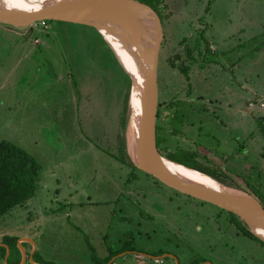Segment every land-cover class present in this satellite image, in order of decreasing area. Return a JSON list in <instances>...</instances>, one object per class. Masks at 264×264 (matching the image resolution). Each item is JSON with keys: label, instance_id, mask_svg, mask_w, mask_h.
Instances as JSON below:
<instances>
[{"label": "rangeland", "instance_id": "374dc122", "mask_svg": "<svg viewBox=\"0 0 264 264\" xmlns=\"http://www.w3.org/2000/svg\"><path fill=\"white\" fill-rule=\"evenodd\" d=\"M169 3L172 15L163 24L166 48L162 58L168 45L182 36H189L187 40L192 42L191 38L200 41L199 35H203L213 43L209 44L211 50L235 48L239 82L230 81L235 90L227 99L216 82L205 99L211 100L209 109L218 96L223 104L230 101L236 106L238 101L242 138L238 143L233 124L232 129L230 125L225 129L213 122L214 115L223 117L218 108L214 112L208 109L205 116L190 112L174 121L178 125L191 121L190 134L186 132L189 142L199 146L200 153L230 155L226 174L238 181L234 185L261 195L264 0ZM88 26L53 20L28 30L0 23V141L21 146L40 165L34 195L0 216V264L21 261L19 244L35 263L95 264V257L104 256L107 247L117 250L125 242L147 254L169 251L179 264L197 260L264 264V246L237 230L226 213L218 215V207L190 204L186 196L150 177L138 174L141 180H132L131 168L105 151L114 145L120 128L127 85L124 73H129L109 44ZM129 56L137 65L134 52ZM220 75L218 70V78ZM127 110L126 126L130 102ZM186 216L191 222H183ZM12 238H28L33 244L20 239L13 245L8 241ZM164 258L153 260L127 252L112 264L175 263L169 256ZM24 264L32 263L27 257Z\"/></svg>", "mask_w": 264, "mask_h": 264}, {"label": "water", "instance_id": "95a60500", "mask_svg": "<svg viewBox=\"0 0 264 264\" xmlns=\"http://www.w3.org/2000/svg\"><path fill=\"white\" fill-rule=\"evenodd\" d=\"M43 19L92 26L104 40L102 31L114 35L111 23L126 21L132 26L140 41V55L134 53L138 68L136 76L126 70L132 80L130 95L134 92V101L126 126V149L130 161L139 170L152 175L173 190L233 212L252 234L264 241V207L259 199L248 191L225 185L217 180L215 181L221 188H212L187 180L171 168L169 162L174 161L164 157L156 146L158 57L164 36L162 22L157 12L140 0H55L38 4L36 7L26 6L14 0H0L1 24L33 30V24ZM5 246L9 252V247ZM19 246L22 249V258L18 264H24L27 257L32 264H39L35 263L32 254H26L21 244ZM145 255L156 259L169 256L174 259L175 264H179L171 253L160 256ZM115 257H111L107 264H111ZM200 264L212 262L205 261Z\"/></svg>", "mask_w": 264, "mask_h": 264}, {"label": "trees", "instance_id": "16d2710c", "mask_svg": "<svg viewBox=\"0 0 264 264\" xmlns=\"http://www.w3.org/2000/svg\"><path fill=\"white\" fill-rule=\"evenodd\" d=\"M144 2L145 4L149 5L151 8H153L159 17L162 18L164 21L165 18L167 19L172 15V10L170 9V3L169 0H140ZM49 21L46 19V24ZM60 22V21H59ZM65 22V21H63ZM66 23V22H65ZM68 23V22H67ZM71 23V22H69ZM76 24V23H74ZM87 26V25H85ZM94 29L97 34L102 38V40L107 44V42L103 39L102 35L92 26H88ZM189 37V36H188ZM187 36L180 37V42L185 47V57L189 58L188 55H191L192 49H194L193 43L195 40L191 38L192 42L190 44V41H188ZM201 40L195 41V59L197 61H200L201 65L204 62H217L218 59L221 58V56L224 54L222 52H218L215 50H211L209 40L206 39L203 35H199ZM198 39V37H195ZM232 51H235V48H232ZM219 54L220 56H217ZM179 56H177V59L173 60L172 58H168V62L171 66H176V61H178ZM188 60V59H186ZM180 67V71L183 73L186 80H189V65L183 63ZM124 72V71H123ZM125 77L127 79V85L126 89L123 94V108L120 111L119 121H120V128L118 131H116L115 134V143L112 147L107 148V150L116 160L119 162L126 164L131 168V178L132 180L140 179L139 176L143 175L144 177H150L151 179H154L155 182L160 183L155 177L148 173H144L143 171L139 170L137 167L133 165V163L130 161L129 156L127 154L126 149V138H125V129H126V122H127V113H128V105H129V97H130V88H131V78L130 76L125 72ZM126 84V83H125ZM172 92V91H171ZM188 96H191V92L187 93ZM172 93V96H177ZM176 98V97H175ZM171 100V99H170ZM186 102V99H184ZM174 101H170L168 103V113H167V121H173L176 116H172L174 109H172ZM188 107V106H187ZM180 116H183L180 114ZM258 120H261L259 117ZM166 143L164 146L160 147V136L156 137V146L158 150L161 152V154L168 158L169 160H172L174 162H177L179 164H182L186 167L192 168L194 170H197L199 172H202L206 174L207 176L217 180L220 183H223L228 186H232L234 188H238L244 191H248L252 195H254L261 203H263L264 207V193H261V195L257 193L256 190H248V187H241L240 185H234L238 181H232L231 178L225 173L218 171L216 167H211L205 163H203L201 160H199L196 156L197 153L190 154L185 149H175L172 147L173 141L171 140V135L166 136L165 138ZM112 149V151H110ZM40 165L39 163L31 156V154L22 148L21 146L14 144L7 140H1L0 141V216L4 215L5 213L12 210L14 207L23 205L25 202L31 198L36 189V180L37 176L39 174ZM138 174H140L138 176ZM173 190V189H172ZM255 191V192H254ZM176 194H182L176 190H173ZM257 193V194H256ZM184 195V194H183ZM187 197V199L194 201V204H197L198 206L204 205L205 201H201L198 199H195L193 197H190L188 195H184ZM218 207V206H216ZM219 214L222 212L226 213L230 221L234 224V226L237 228V230L241 231L245 235L255 239L257 242H259L262 246H264V241L260 240L258 237H256L254 234H252L247 226L244 224L242 220L238 218L237 215H235L233 212L227 211L225 209H222L218 207ZM17 238H12L9 241V243L15 245ZM9 243H7L9 245ZM134 249V247L131 248L127 242L123 243L120 249H112L111 247L106 248V254L102 257H95L93 260L95 264H107L108 261L112 256L117 255L120 252ZM165 251H158V254H161ZM5 253V248H3V254ZM156 254V253H155ZM157 254V255H158ZM169 259V258H164ZM20 261V258H17L16 262L10 263V264H18ZM37 262L43 263L42 261L36 260ZM203 260H197L196 262L189 263V264H197L198 262H202Z\"/></svg>", "mask_w": 264, "mask_h": 264}, {"label": "flooded vegetation", "instance_id": "af4514ba", "mask_svg": "<svg viewBox=\"0 0 264 264\" xmlns=\"http://www.w3.org/2000/svg\"><path fill=\"white\" fill-rule=\"evenodd\" d=\"M160 19L163 26L164 21L162 20L161 17ZM163 35L165 36L164 29H163ZM164 36L159 49L158 71H157L158 106H157V116H156V137L160 136V147L165 145L166 136L171 135V140L173 141L172 144L173 148L185 149L190 154L197 153L195 157H197L203 163L214 168L216 167L218 171L228 173V171L230 170H229V166L228 167L226 166L227 165L226 162H228L230 155L223 154L219 156L208 150L206 152L203 151L200 153L198 149L199 146L197 147L196 145L194 146L193 144H191L189 142V139L186 137V132L188 131L189 133V128L193 127L194 124L191 121L185 120V121H181L180 124L178 125L177 121L174 120H176L180 116V114H182L185 117L190 112L196 113L197 115L205 116V114L209 110L210 111L212 110V112H214L215 108H218L219 112L222 114L223 117L222 119H220L214 115L215 121L213 122L215 124L221 125L225 129L229 127L228 125H230L231 128V125L233 124L238 130L237 137L239 138L238 140L239 143V141L242 138L241 129L243 127V121H240L239 119L240 116H239V109L237 104L238 101L236 102V106H234L230 101H228L226 104H223L222 100L218 96L215 98V102L212 104V109H209L207 108V103L209 101L211 102V100L208 99L207 101L205 99L206 97L205 94L208 91L212 92L213 90H215L214 86H216V82H218L219 85V88L217 85V90L220 91L219 93H224L225 95H227V99L230 98L231 91L235 90L232 87V85H230V81L234 80L236 84H238L239 82L238 81L239 60L235 55L236 53L234 54L233 52H229L228 54L226 53V55L224 54V56L222 55L220 58L221 64H219L217 61L214 63L204 62L201 65L200 61H197L195 59V55H196L195 41L193 43L194 49H192L191 55L190 56L188 55L189 58H187L185 57V53H184L185 47L183 46V44L180 42L179 39L175 41L176 43H173L172 41V43L168 45V50H166L167 54L162 58L161 51L166 48V45H164V38H165ZM177 56H179L178 61H176V66L173 67L169 64L167 59L172 58L173 60H175L177 59ZM183 63L189 65V70H188L189 80H186L183 73L180 71L179 66H181ZM218 70L221 73L219 78H218ZM226 78L228 85H225ZM213 79L215 80V83L212 81ZM184 82H186L185 87H183ZM161 85L163 87L162 89H161ZM197 85L199 88H198V92L195 94V91L197 90L196 89ZM189 90L191 92V96H188L187 94ZM175 92L176 94H178L177 96H175L176 98L172 96V93L175 95ZM184 99H186V102L184 101ZM170 101H174L172 105V109H174L172 116H176V117L174 118L173 121H167V113L169 112L168 103ZM201 123L202 122H200L199 124ZM199 124H197V126ZM227 144L228 143L225 142V146ZM237 150L239 149L236 148L235 152ZM192 203L193 202H190V204ZM193 205L195 204L193 203ZM196 206L198 207V205ZM189 220H190L189 216H186V219L183 222L184 223L191 222ZM217 229L219 228L217 227ZM126 251L140 254L141 256H147L145 254L149 253L148 251H143V250L140 252H146V253L144 254L140 253L138 251H135V248ZM162 254H164V252L158 255L150 252L149 255L160 256ZM150 258L153 260H157L156 258H152V257ZM173 264L175 263L173 262Z\"/></svg>", "mask_w": 264, "mask_h": 264}, {"label": "bare ground", "instance_id": "6f19581e", "mask_svg": "<svg viewBox=\"0 0 264 264\" xmlns=\"http://www.w3.org/2000/svg\"><path fill=\"white\" fill-rule=\"evenodd\" d=\"M18 3H21L26 6L36 7L38 4L45 3V2H51L55 0H14ZM112 24V31L114 32V35L107 32L102 31L103 36L105 40L108 42L109 46H111L114 54L118 57L120 63L124 66V68L133 76H136L137 73V65H135L130 60V54L131 52L138 53L140 55L139 51V43L137 33L132 28L131 25L128 24V22L124 21H117ZM117 33V34H116ZM121 51V56L118 55L115 52L114 47ZM124 52V53H123ZM130 53V54H129ZM134 101V92L130 95V109L131 104ZM134 115V114H133ZM169 165L173 170H176L180 175H182L187 180L196 183L205 185L212 188H221V185L215 181V179L207 176L206 174L199 172L197 170H194L192 168L186 167L182 164L176 163V162H169Z\"/></svg>", "mask_w": 264, "mask_h": 264}, {"label": "crops", "instance_id": "0c3cea01", "mask_svg": "<svg viewBox=\"0 0 264 264\" xmlns=\"http://www.w3.org/2000/svg\"><path fill=\"white\" fill-rule=\"evenodd\" d=\"M210 44H213L212 42H209ZM232 48H234V47H228V48H226V49H223V50H219L218 52H222L223 51V53L226 55V53L228 54L229 52H233L234 53V51H232ZM216 50H217V48H216ZM215 50V51H216ZM224 54H223V56H224ZM239 60V59H238ZM261 110V109H260ZM258 111V110H257ZM259 113H261V111L259 112ZM19 239H23L25 242H29V243H31V240L30 239H28V238H19ZM33 244V243H32ZM167 252H169V251H165L164 252V254L165 253H167ZM125 253H127V251H123V252H120V253H118L117 255H115L116 257H118V256H123ZM27 255H29L28 253H27ZM112 257H114V256H112ZM115 257V258H116ZM114 258V259H115ZM150 258V257H149ZM111 259V258H110ZM113 259V260H114ZM113 260H112V263H113ZM111 263V264H112Z\"/></svg>", "mask_w": 264, "mask_h": 264}, {"label": "built area", "instance_id": "2783aa9c", "mask_svg": "<svg viewBox=\"0 0 264 264\" xmlns=\"http://www.w3.org/2000/svg\"><path fill=\"white\" fill-rule=\"evenodd\" d=\"M37 26H46V19L40 20V21L36 22L35 24H33V28L37 27Z\"/></svg>", "mask_w": 264, "mask_h": 264}, {"label": "clouds", "instance_id": "9594fccd", "mask_svg": "<svg viewBox=\"0 0 264 264\" xmlns=\"http://www.w3.org/2000/svg\"><path fill=\"white\" fill-rule=\"evenodd\" d=\"M34 29V28H33Z\"/></svg>", "mask_w": 264, "mask_h": 264}]
</instances>
